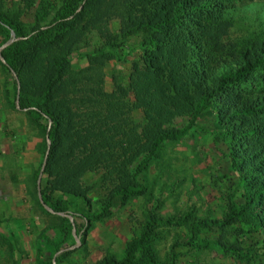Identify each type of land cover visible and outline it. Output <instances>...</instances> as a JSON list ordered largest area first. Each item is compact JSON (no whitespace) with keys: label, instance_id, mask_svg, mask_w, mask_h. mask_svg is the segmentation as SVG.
Instances as JSON below:
<instances>
[{"label":"trees","instance_id":"trees-1","mask_svg":"<svg viewBox=\"0 0 264 264\" xmlns=\"http://www.w3.org/2000/svg\"><path fill=\"white\" fill-rule=\"evenodd\" d=\"M241 1L28 0L27 6H36V11L35 25L27 31L22 13L0 0V17L21 37L2 51L20 82V110L34 108L27 115L43 136L49 119L54 122L46 189L41 191L44 204L84 220V237L95 223L112 218L119 202L148 194L144 175L165 142L187 137L201 122L215 135L222 133L235 182L221 216L201 214L193 205L165 218L157 202L135 223L124 252H107L100 264H176L185 254L207 249L250 264L264 253V28L231 36ZM113 19L121 22L117 34L111 29ZM10 35L0 24V47ZM95 37L99 54L85 55L88 65L74 69L72 55ZM131 37L139 38L141 57L132 62L127 83H116L109 92L103 69L107 54L102 51ZM0 69L10 74L1 60ZM63 76L69 80L54 87ZM134 110L142 112L143 123L135 120ZM181 116L189 118L186 126L172 133L164 130ZM124 132L129 135L126 146L112 144ZM37 149L45 158L47 142ZM128 159L135 160L134 170L127 167ZM92 171L100 174L98 184L106 194L96 207L89 196L92 186L82 183ZM38 177L39 170L31 177L32 195L48 222L36 243L35 259L49 264L47 257L53 259L69 242L72 223L44 208ZM66 197L74 200L71 208ZM204 233L218 237L205 239ZM167 236L172 241L161 255ZM248 237L258 240L248 245ZM0 246L7 264L21 263L20 243L10 231L0 232ZM71 255L58 264L68 263Z\"/></svg>","mask_w":264,"mask_h":264},{"label":"rangeland","instance_id":"rangeland-1","mask_svg":"<svg viewBox=\"0 0 264 264\" xmlns=\"http://www.w3.org/2000/svg\"><path fill=\"white\" fill-rule=\"evenodd\" d=\"M27 4L28 0H6L8 8H14L22 13L21 19L29 31L35 25L36 6L28 7ZM233 17L235 22L231 30L233 38L245 37L251 35L254 30L263 29L264 0H242L238 12ZM110 25L114 33H119L121 25L119 19H113ZM98 41L95 37L89 44L78 46L71 58L74 69L80 70L88 65L85 55L99 54ZM102 52L107 54L103 58V69L106 74V89L111 92L116 83H127L132 62L141 57L140 40L137 37H131L123 44L104 47ZM68 80V76L61 77L54 87ZM16 91L17 83L14 76L0 69V220L2 221L0 232L7 234L10 231L19 241L20 250L23 253L20 264H38L35 259L36 243L46 227L48 217L34 203L32 195L34 183L31 177L38 170L40 173L43 165L44 155L38 151L37 145L46 141L47 132L43 136L40 133V127L27 115L34 108H27L28 111L23 112L17 107V110H14L8 105L7 99L10 98L16 106ZM8 113L14 115L10 120ZM133 116L137 122L143 123L140 110H134ZM6 119L8 121L4 125ZM188 119L182 116L175 117L164 127V130L169 133L175 132L186 126ZM41 124L46 125L43 121ZM200 125L194 127L187 137L174 138L163 144L155 159L156 163L144 175L148 194L143 199L119 202L112 218L104 223H95L86 237L83 235L85 221L75 213H71L77 224L79 243L70 252L72 253L69 257L70 263L65 264H100L107 252L120 256L127 242L133 238L135 223L143 220V211L153 207L157 202L161 215L165 218L176 212L182 213L193 205L201 214L212 213L213 216H221L231 195L229 188L232 187L235 179L228 172V161L224 155L226 147L221 140L222 133L215 135L206 122H201ZM128 140L129 135L124 132L116 137L112 144L126 146ZM126 164L129 169L134 170L135 160L128 159ZM99 177L100 174L92 171L82 182L85 186H92L89 196L94 207L106 195L105 191L99 187ZM43 189H46L44 174L41 180V191ZM6 197L9 200L8 206L5 202ZM66 200L67 207L71 208L73 198L66 197ZM47 235L54 234L48 232ZM201 237L212 239L217 238L218 235L204 233ZM171 238L172 236L165 237L163 244L160 245L161 255L169 250ZM257 240V237L245 239L248 245L255 244ZM69 242L61 251L68 247ZM47 262L52 264L53 259L48 256ZM0 264H7L4 260V248L1 246ZM176 264L242 263L225 257L214 249H207L201 253L185 254ZM250 264H264V253Z\"/></svg>","mask_w":264,"mask_h":264},{"label":"water","instance_id":"water-1","mask_svg":"<svg viewBox=\"0 0 264 264\" xmlns=\"http://www.w3.org/2000/svg\"><path fill=\"white\" fill-rule=\"evenodd\" d=\"M0 24L5 29L9 30V32L11 34L9 40H7L0 47V60L5 65V67L9 70V72L14 76V78L16 80L17 90H18L16 107H17L18 110H20L21 109V107H20V100H19L20 82H19V79H18V76H17L16 72L9 66V64L6 62L5 58L2 56V51L5 48H7V47L11 46L12 44L16 43L17 41H19L21 39V37L14 30H12L11 28H9L1 17H0ZM24 110L25 111H28V109H24ZM53 126H54V122L51 119H49V121H48V127H47V135H46L47 151H46V155H45V158H44L43 165H42L41 170H40V173H39L37 185H38V195H39L40 201L43 204L44 208L49 213H51L53 215H59L61 217H64V218L69 219V221L72 223V234H71V238H70V242H69L68 247L65 250L59 252L53 258L52 264H58L66 255H68L72 250H74L76 248V246L79 243V238L77 237V224L74 221L75 220L74 219V216L71 213L55 212L53 209H51L46 204H44L43 197H42V193H41V180H42V176L44 174L45 167L47 165V159H48V155H49V149H50V146H51L50 132H51Z\"/></svg>","mask_w":264,"mask_h":264},{"label":"crops","instance_id":"crops-1","mask_svg":"<svg viewBox=\"0 0 264 264\" xmlns=\"http://www.w3.org/2000/svg\"><path fill=\"white\" fill-rule=\"evenodd\" d=\"M8 115H9V116H8V119H9V120H10L11 116H14V115H12L11 113H8ZM8 119H6V120L4 121V123H3L4 125H6V122L8 121ZM12 121H13V119H12Z\"/></svg>","mask_w":264,"mask_h":264}]
</instances>
